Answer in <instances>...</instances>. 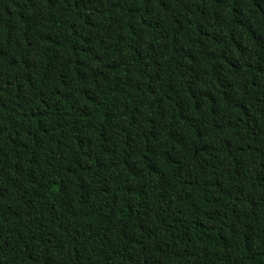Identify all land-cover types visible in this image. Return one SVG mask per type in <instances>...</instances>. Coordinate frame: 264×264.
<instances>
[{
    "label": "trees",
    "instance_id": "obj_1",
    "mask_svg": "<svg viewBox=\"0 0 264 264\" xmlns=\"http://www.w3.org/2000/svg\"><path fill=\"white\" fill-rule=\"evenodd\" d=\"M0 264H264V0H0Z\"/></svg>",
    "mask_w": 264,
    "mask_h": 264
}]
</instances>
